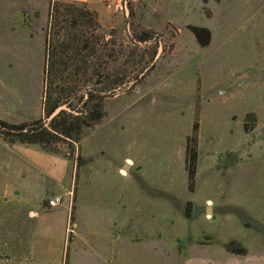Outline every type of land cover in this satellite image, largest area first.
<instances>
[{
  "label": "rangeland",
  "instance_id": "1",
  "mask_svg": "<svg viewBox=\"0 0 264 264\" xmlns=\"http://www.w3.org/2000/svg\"><path fill=\"white\" fill-rule=\"evenodd\" d=\"M123 2L121 12H112L103 0H0L8 5L10 35L27 30L34 38L36 31L42 34L46 7L48 23L54 3L60 4V23L50 29L53 40H62L72 29L64 21L67 6L94 13L93 21L77 19L74 27L90 42L80 53L86 63H58L52 82L43 79L52 99L76 111L84 108L92 88L108 92L103 119L85 128L79 142L60 141L55 152L35 146L63 158L74 179L69 191L50 198L72 196L75 205L84 185L79 169L87 163L88 202L80 221L86 230L99 231L95 238L89 236L93 241L118 242L121 253L145 255L153 264H170L171 258L264 264V0ZM13 5L23 9L14 14ZM190 26L202 29L199 40ZM143 31L151 39L134 43L133 33ZM14 42L36 46L24 36ZM56 50L64 56L62 48ZM9 70L0 75L8 87L0 88L4 119L22 112L13 103L19 97L35 102L32 94L40 85L39 73ZM110 79L123 82L106 90L95 84ZM46 117L43 109L40 118ZM192 135L198 158L189 191L185 149ZM4 142L0 136V145ZM113 221L118 241L112 242L110 234L109 240L99 238ZM71 224L66 228L69 241Z\"/></svg>",
  "mask_w": 264,
  "mask_h": 264
},
{
  "label": "crops",
  "instance_id": "2",
  "mask_svg": "<svg viewBox=\"0 0 264 264\" xmlns=\"http://www.w3.org/2000/svg\"><path fill=\"white\" fill-rule=\"evenodd\" d=\"M84 1L89 4L99 0ZM12 8L14 9L12 12L16 14L23 9V5L20 11L16 5ZM7 12L8 5L0 4V75L6 70L10 71L9 69L21 74L39 73L40 85L36 95L32 94L36 98L35 102L30 101L29 96L19 97L20 99L13 102L19 107L15 106V108L20 109L27 116H21L22 112L13 111L15 113L13 118L4 119L0 113V119L25 122L43 115L47 7L42 34L36 31L35 38L30 30L18 31L19 33L10 35L7 28ZM34 18L37 19L38 16L34 15ZM192 35L195 38V35ZM23 36L25 42L36 43V46L27 44L19 47L15 44L16 37L22 39ZM4 81L0 76V88L8 90ZM3 107L0 101V108ZM3 110L5 111V108ZM16 115L20 119H17ZM8 144L4 142L0 145V264H153L145 255L141 257L136 256L135 253L127 255L121 253L118 242L97 243L89 237L95 238L99 231L86 230L80 221L83 207L88 202L84 191V186L86 188V182L89 183L91 176L87 163L81 165L79 169V179L84 185L81 186V191L79 190L76 204L73 205L74 197L67 196L63 198L61 205L48 207L46 200L50 199L51 194L61 195L71 188L74 179L68 174L67 162L57 155L42 152L35 146L18 143L8 146ZM126 160L128 163L131 161L128 158ZM124 164L125 162L122 166ZM74 177L76 178V175ZM71 221L74 227L71 232L72 241H69L66 228ZM109 234L112 242L115 239L118 241L117 221L112 222L110 229L101 231L98 237L109 240ZM166 256L169 257L167 254ZM168 261H172L170 264L206 262V260L197 259L194 262L190 259L175 258ZM157 264L169 263L158 261Z\"/></svg>",
  "mask_w": 264,
  "mask_h": 264
},
{
  "label": "trees",
  "instance_id": "3",
  "mask_svg": "<svg viewBox=\"0 0 264 264\" xmlns=\"http://www.w3.org/2000/svg\"><path fill=\"white\" fill-rule=\"evenodd\" d=\"M59 6V3L51 4L48 11V28L46 30L45 39V65L43 79L45 81L47 80L49 83L52 82L51 76L54 72L56 64L65 63V66L69 67V65H75L77 61L86 63L87 60L82 58L80 53L81 51L89 48L90 42L87 38H85V33H83V31L79 30L77 33L74 32V27L77 19H86L88 22H91L94 19V13L87 8L74 9L73 7L67 6L68 9L65 10L64 21L67 24H70L69 28L71 27L72 29L67 31L62 40H53V33L50 32V29L60 23L58 15H56L58 14ZM191 31L199 40L198 33L202 31V29L192 26ZM149 38L150 34L148 31H143L139 34L133 33L134 43H144L151 39ZM53 43H55V46ZM57 48H62L64 56H57ZM68 51H72V54L65 56V53ZM106 57H111V54L107 53ZM63 72H66V69L63 70ZM68 75L71 76L69 73ZM66 79L68 80L69 77L67 76ZM122 82L123 81L121 79H110L105 81L97 80L95 84L102 85L101 89L106 90L113 88L115 85H120ZM103 92L104 91L100 93V91L96 88L89 90V96L85 101L84 108L77 111L76 114L63 109L49 121H45V119L42 118L23 123H8L0 120V136L3 140L9 143L39 146L46 152H55V145L60 141H73L77 143L80 141L82 132L85 128L97 124L103 119L105 114L103 99L108 94V92ZM61 104V99H52L46 86V89H43L42 105L44 114L48 116L57 106ZM196 129L197 124L194 123L193 131H196ZM244 129H246V124H244ZM197 158V138L192 135L187 137L185 149V167L187 171L189 191H193ZM186 209L189 210L188 207Z\"/></svg>",
  "mask_w": 264,
  "mask_h": 264
},
{
  "label": "built area",
  "instance_id": "4",
  "mask_svg": "<svg viewBox=\"0 0 264 264\" xmlns=\"http://www.w3.org/2000/svg\"><path fill=\"white\" fill-rule=\"evenodd\" d=\"M105 7L112 12H121L123 10L124 2L123 0H103ZM62 204L61 197L55 196L47 200L48 207H55ZM74 225L71 224V228ZM70 230V229H69Z\"/></svg>",
  "mask_w": 264,
  "mask_h": 264
},
{
  "label": "water",
  "instance_id": "5",
  "mask_svg": "<svg viewBox=\"0 0 264 264\" xmlns=\"http://www.w3.org/2000/svg\"><path fill=\"white\" fill-rule=\"evenodd\" d=\"M126 13H128V9H126ZM63 109H66V110H68V111H71V112H73V113H77V111L76 110H74V109H72V108H70V107H68V105L67 104H62V105H59V106H57L47 117H46V119H45V121H49V120H51L54 116H56L61 110H63Z\"/></svg>",
  "mask_w": 264,
  "mask_h": 264
}]
</instances>
